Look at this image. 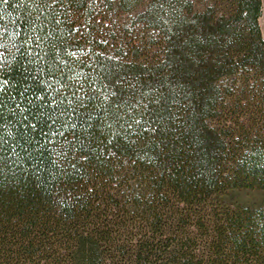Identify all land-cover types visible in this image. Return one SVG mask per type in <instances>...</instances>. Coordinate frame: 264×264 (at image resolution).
Wrapping results in <instances>:
<instances>
[{"label":"trees","instance_id":"16d2710c","mask_svg":"<svg viewBox=\"0 0 264 264\" xmlns=\"http://www.w3.org/2000/svg\"><path fill=\"white\" fill-rule=\"evenodd\" d=\"M262 7L149 0L148 59L89 0H0V264H264ZM244 100L251 132L211 124Z\"/></svg>","mask_w":264,"mask_h":264},{"label":"rangeland","instance_id":"374dc122","mask_svg":"<svg viewBox=\"0 0 264 264\" xmlns=\"http://www.w3.org/2000/svg\"><path fill=\"white\" fill-rule=\"evenodd\" d=\"M149 0H139L131 9L122 11L116 6L115 0H89L86 17L79 20V32L88 34L93 40L101 42L109 52L120 57L146 56L155 59L161 52V39L156 29L138 20ZM210 0H193L196 8H201ZM262 15L259 19L264 35V0ZM253 73H248L247 83L253 82ZM236 92L240 90V83ZM246 92V90H245ZM240 93V92H237ZM252 101H241L221 108L217 115L210 119L211 124L224 131L242 135L251 132L256 126L258 115Z\"/></svg>","mask_w":264,"mask_h":264}]
</instances>
